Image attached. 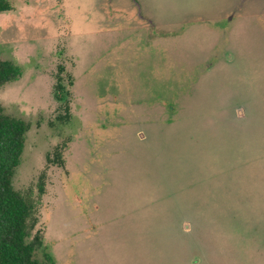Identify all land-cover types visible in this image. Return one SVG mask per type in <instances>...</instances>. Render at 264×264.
<instances>
[{
  "label": "rangeland",
  "instance_id": "1",
  "mask_svg": "<svg viewBox=\"0 0 264 264\" xmlns=\"http://www.w3.org/2000/svg\"><path fill=\"white\" fill-rule=\"evenodd\" d=\"M8 1L36 259L264 264V0Z\"/></svg>",
  "mask_w": 264,
  "mask_h": 264
},
{
  "label": "trees",
  "instance_id": "2",
  "mask_svg": "<svg viewBox=\"0 0 264 264\" xmlns=\"http://www.w3.org/2000/svg\"><path fill=\"white\" fill-rule=\"evenodd\" d=\"M12 9L8 0H0V12ZM21 68L0 58V87L17 79ZM28 125L10 116L0 107V264H42L34 255L35 246L27 241L31 205L12 184L25 145ZM48 262L52 259L46 255Z\"/></svg>",
  "mask_w": 264,
  "mask_h": 264
},
{
  "label": "crops",
  "instance_id": "3",
  "mask_svg": "<svg viewBox=\"0 0 264 264\" xmlns=\"http://www.w3.org/2000/svg\"><path fill=\"white\" fill-rule=\"evenodd\" d=\"M142 17V16H141Z\"/></svg>",
  "mask_w": 264,
  "mask_h": 264
}]
</instances>
